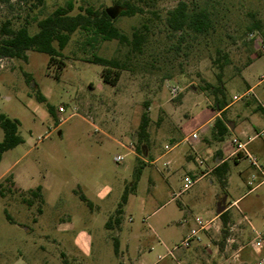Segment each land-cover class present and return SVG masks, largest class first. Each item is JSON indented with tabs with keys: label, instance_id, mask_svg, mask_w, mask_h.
Segmentation results:
<instances>
[{
	"label": "rangeland",
	"instance_id": "obj_1",
	"mask_svg": "<svg viewBox=\"0 0 264 264\" xmlns=\"http://www.w3.org/2000/svg\"><path fill=\"white\" fill-rule=\"evenodd\" d=\"M68 1L0 0V28L11 20L34 33L39 19ZM71 1L72 14L111 8L116 26L130 37L146 23L145 40L134 50L115 39L92 41L77 30L63 50L58 76L42 52L0 61V113L20 120L24 138L0 161V264H254L264 254L253 245L264 228V182L249 185L255 170L246 156L232 157L225 187L213 158L202 162L207 174L189 175L185 168L197 162L188 163L190 141L183 139L209 127L206 141L218 151L212 129L222 115L235 124L221 142L232 150L234 134L247 141L263 132L248 151L264 167V0H183L209 10L213 27L207 34L168 28L167 12L182 0H150L144 13L133 16L119 15L117 0ZM254 24L258 28L250 30ZM94 55L119 61L111 68L120 71L116 84L103 80V66L90 62ZM222 62L224 94L213 88ZM38 93L55 107V116ZM216 97L227 104L223 113L217 114ZM145 112L149 137L139 144ZM172 128L173 143L167 138ZM117 155L124 161L117 162ZM140 161L143 173L121 226L109 229L105 223ZM39 184L44 203L30 192ZM81 189L94 201L91 209L80 199ZM228 206L225 238L222 213ZM196 216H216L218 226L186 248L182 240Z\"/></svg>",
	"mask_w": 264,
	"mask_h": 264
},
{
	"label": "trees",
	"instance_id": "obj_2",
	"mask_svg": "<svg viewBox=\"0 0 264 264\" xmlns=\"http://www.w3.org/2000/svg\"><path fill=\"white\" fill-rule=\"evenodd\" d=\"M10 1V0H4ZM23 1V0H17ZM45 0H38L40 4ZM117 0L119 6V15L133 16L138 13L145 12V5H148L150 0ZM74 10V3L69 0L65 6L57 7L49 15L37 21L38 30L31 33L27 25H22L18 28L13 27L11 20L3 22L0 28V57L7 58H21L28 59L27 51L34 50L45 53L49 56V64L57 65L56 75L58 76L64 66L65 62L61 59L63 50L69 43L71 36L77 30L85 32L90 36V40H118L123 45H129L134 50H140L144 40L145 34L143 29H147V24L144 23L142 28H136L130 37L120 30L114 22L106 9L97 10L93 7H86L80 9L79 12L72 14ZM166 23L172 31H191L195 34H207L213 27V20L209 10L205 7L190 6L186 1H180L174 8L167 12ZM258 28L257 25H252L250 30ZM90 62L100 64L103 66L102 76L105 82L116 84L120 76V71H112L111 68L119 67V61L112 58H106L99 55H94ZM225 63H221V71L217 74L219 85L214 86L216 92L224 94V85L222 82V72ZM27 75V73L25 72ZM224 96V95H223ZM37 100L45 102L49 113L55 116V107L48 102L47 97L43 93H38ZM216 107L223 113L227 106L224 99L216 97ZM149 122L150 117L147 112L143 113L142 120L139 125L138 138L139 144L148 140L149 137ZM20 120L18 118H11L4 113H0V126L4 131V138L0 142V161L3 153L11 148H14L20 143L24 142V138L19 133ZM213 136L217 141H223L229 132V124L221 115L215 119L213 125ZM139 150V146L137 147ZM144 163L140 161L134 170L133 181L126 186L121 199L110 218L106 221L107 228L120 226L122 223V215L124 207L128 202L129 194L134 192L138 181L141 178ZM230 163L227 160L222 161L214 168V173L217 175L222 186L228 184V172ZM31 195L38 197L41 203H44L42 194V186L38 185L34 189H30ZM79 197L88 206L92 205V201L82 192H79ZM31 203V201H30ZM39 212H42L40 207ZM7 213V210H5ZM228 211L222 213L224 236L226 238L228 225ZM7 217L10 216L7 213ZM115 252L119 251V240L115 237Z\"/></svg>",
	"mask_w": 264,
	"mask_h": 264
},
{
	"label": "built area",
	"instance_id": "obj_3",
	"mask_svg": "<svg viewBox=\"0 0 264 264\" xmlns=\"http://www.w3.org/2000/svg\"><path fill=\"white\" fill-rule=\"evenodd\" d=\"M262 46L264 48V42H262ZM7 57H0V61L4 60ZM172 92L174 94H177L178 92V87L174 86L172 88ZM60 111H64L63 107L59 108ZM263 135L262 131H257L255 135L249 137L247 141H243L242 138L238 135H233L231 139V143L234 147L233 149V155L234 156H246L249 159V163L251 166L254 168L255 172L252 173L251 179H249L248 183L249 185H252L257 179L261 178L260 182H264V167L262 164L259 162V159L256 155L251 154L248 151V144L251 140H253L256 137H260ZM192 137L198 138V133L194 132L192 134ZM125 159L124 155H117L115 157V160L117 162H123ZM199 162H203L202 159L198 158ZM193 181L188 182L185 185V188L191 186ZM218 217H211V218H204L202 216H196L194 221H195V226L191 227L189 232L186 234V236L182 240V245L186 248L191 247L193 244H201L203 242V234L207 233L210 228L218 226V221L216 220ZM185 221H188V219H185ZM254 248L257 250V252L261 253L263 252L264 249V228L261 232L258 233L254 240ZM236 256L239 257L240 253L237 252ZM254 264H264V254H260Z\"/></svg>",
	"mask_w": 264,
	"mask_h": 264
},
{
	"label": "crops",
	"instance_id": "obj_4",
	"mask_svg": "<svg viewBox=\"0 0 264 264\" xmlns=\"http://www.w3.org/2000/svg\"><path fill=\"white\" fill-rule=\"evenodd\" d=\"M220 113V111L217 113V114H219ZM234 126H235V124H229V128L231 127V128H234ZM176 128V127H175ZM176 130V129H175ZM175 130H174V128H172L171 129V132L169 133V135H168V139L173 143V142H175V140L177 139L176 138V136H175ZM208 130H209V127H206L205 129H204V132H203V134L201 135V134H199L198 133V138H193L192 137V134L194 133V132H197V130H193L190 134H189V136H187L186 138H184L183 140H189L190 142V148H191V154L192 155H190L189 156V158L191 159L190 161H188V163H191L192 161L193 162H197V164H195V166H191V165H188L186 168H185V170H186V172L189 174V175H191V176H193V177H200L201 175H203V174H207L208 172H205V171H201V170H203V169H201V168H203V163L202 162H199L198 161V158H200V159H202V160H209L210 158H213L214 159V161H215V163H216V165H218V164H220L222 161H224V160H227V161H229V163H231V159H232V157L234 156L233 155V150H232V148L231 147H228L227 145H226V143L224 144V145H221V142L222 141H217L218 143H220V146L218 147V151H216V150H214V148L209 144V142L208 141H206V138H205V135L207 134V132H208ZM201 136H202V138H201ZM225 140V139H224ZM223 140V141H224ZM166 147H168L169 145H165ZM173 149V146L167 151V152H164V153H162V154H160V155H157L156 156V158H154V159H151L150 160V163L151 164H156L164 155H166L169 151H171ZM171 162V159L170 160H168L166 163L167 164H169ZM201 164V165H200ZM145 165V164H144ZM215 165V166H216ZM136 168V167H135ZM144 168V167H143ZM229 171H230V169H229ZM142 173H143V170H142ZM228 174H229V172H228ZM142 175V174H141ZM228 177V176H227ZM129 184H131V183H129ZM129 184H127L126 186H128ZM39 185H41V184H39ZM42 186V185H41ZM125 186V187H126ZM42 188H43V186H42ZM136 190V189H135ZM81 192L82 193H84L91 201H92V205L91 206H89L90 207V209L93 207V205H94V201L81 189ZM133 193V192H132ZM131 194V193H130ZM130 194H129V196H130ZM128 200H129V197H128ZM236 202V200L234 201V203ZM127 204V203H126ZM230 206H228V207H226L225 209H223V210H227L228 208H229ZM116 209V208H115ZM115 211V210H114ZM114 211H113V213H114ZM113 213H111L110 214V216L113 214ZM110 216L108 217V219L110 218ZM105 225H106V223H105ZM121 226V225H120ZM119 226V227H120ZM55 241V240H54ZM77 243V242H76ZM77 245H79V242L77 243ZM87 245V244H86ZM80 246V245H79ZM80 248H81V246H80ZM81 250H82V248H81ZM62 255H65L63 252L61 253Z\"/></svg>",
	"mask_w": 264,
	"mask_h": 264
},
{
	"label": "water",
	"instance_id": "obj_5",
	"mask_svg": "<svg viewBox=\"0 0 264 264\" xmlns=\"http://www.w3.org/2000/svg\"><path fill=\"white\" fill-rule=\"evenodd\" d=\"M106 11H107V13L109 14V15H111V17H114V15L112 14V10H111V8H107L106 9Z\"/></svg>",
	"mask_w": 264,
	"mask_h": 264
}]
</instances>
